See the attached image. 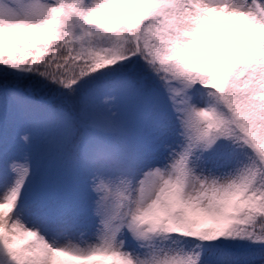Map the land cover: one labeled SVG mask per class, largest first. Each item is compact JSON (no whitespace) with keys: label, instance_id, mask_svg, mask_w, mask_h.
Masks as SVG:
<instances>
[{"label":"snow or ice","instance_id":"obj_1","mask_svg":"<svg viewBox=\"0 0 264 264\" xmlns=\"http://www.w3.org/2000/svg\"><path fill=\"white\" fill-rule=\"evenodd\" d=\"M0 264H264V0H0Z\"/></svg>","mask_w":264,"mask_h":264}]
</instances>
